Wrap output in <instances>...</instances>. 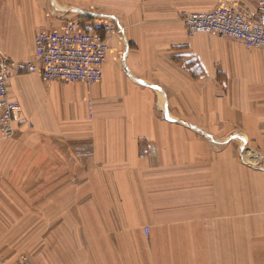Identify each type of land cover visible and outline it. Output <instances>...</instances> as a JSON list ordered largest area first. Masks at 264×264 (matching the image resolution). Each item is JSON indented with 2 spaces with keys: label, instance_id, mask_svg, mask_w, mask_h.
I'll use <instances>...</instances> for the list:
<instances>
[{
  "label": "crops",
  "instance_id": "crops-1",
  "mask_svg": "<svg viewBox=\"0 0 264 264\" xmlns=\"http://www.w3.org/2000/svg\"><path fill=\"white\" fill-rule=\"evenodd\" d=\"M223 3L258 14L257 0H0V51L14 59L33 57L38 32L75 17L124 28L110 37L103 78L90 87L45 82L38 73L10 78V98L39 123L35 158L11 159V143L0 141V197L36 199L31 264L231 261L214 247L230 245L236 230L235 221L219 218L236 213L237 146L264 177V46L188 33V13ZM62 116L76 121L59 126ZM190 180L198 190L209 181L229 188L213 195V210L201 201L191 212L179 202ZM8 181L35 182V190ZM206 213L218 220H203ZM25 216L5 228H29Z\"/></svg>",
  "mask_w": 264,
  "mask_h": 264
},
{
  "label": "built area",
  "instance_id": "built-area-1",
  "mask_svg": "<svg viewBox=\"0 0 264 264\" xmlns=\"http://www.w3.org/2000/svg\"><path fill=\"white\" fill-rule=\"evenodd\" d=\"M257 4L258 14L223 3L209 11L188 13L184 22L190 35L212 33L250 48L262 47L264 23L258 16H264V0H257ZM123 32L124 28L113 21L75 17L59 28L38 32L31 58L19 60L0 52V141L14 137L18 130L20 110L10 98L9 89L12 75L38 73L45 82H81L90 87L103 78L110 37ZM149 231L146 226V235ZM17 264L31 263L23 255Z\"/></svg>",
  "mask_w": 264,
  "mask_h": 264
},
{
  "label": "rangeland",
  "instance_id": "rangeland-1",
  "mask_svg": "<svg viewBox=\"0 0 264 264\" xmlns=\"http://www.w3.org/2000/svg\"><path fill=\"white\" fill-rule=\"evenodd\" d=\"M213 35L218 37H225L216 34ZM225 38L231 39L229 37ZM3 54L6 57H10L4 52ZM77 86L78 85H72L67 89L74 90ZM158 107L160 108V110H162V113H165V111H167V113L169 114L165 104V97H160ZM62 114L65 115V111H63ZM18 116L19 119L22 120L24 129H18L19 131L14 137L4 140V142L11 143V145L7 149V155L9 158L11 157V159L35 158L37 129L39 127L38 119L34 117H28L24 114V112L21 114V111ZM73 121L76 120L62 116L61 118L57 119V125H71ZM237 147L238 154L235 182L231 181L230 183L231 209L233 194L232 188L235 187L236 195L234 206L236 208V213L234 215L231 211V217H229L228 214H221V217L219 218L222 223L228 222L229 220H231V222L235 221L236 230L235 234H230V245L215 246L214 249L217 253L222 252L221 254H230L231 256V261L229 263L221 261V264H264V177H262L263 173H261L260 171L247 166L246 162H251L252 158L250 157L248 150L245 148V145L242 144L241 148L240 145ZM195 170L197 172V167L194 166V171ZM205 172L206 174L208 173L206 170ZM195 177V174L191 176V178ZM2 184L4 185V182ZM7 184H13L12 189L23 191L30 189L35 190V182L12 183L8 181ZM187 184L190 188L188 189V191H186V189L181 190L183 192L181 197L182 200L180 199L179 202H182V205L188 203L191 212L198 211L201 205V201H204L206 210H213V195L218 194V192L222 193V190L228 191L229 188L228 181H217L215 183L213 181H209V185L206 186V189L203 190H198L196 188L198 182L195 183L190 180ZM214 187L216 188V190ZM226 197L227 199L225 202V207L229 209L228 193L226 194ZM220 205L222 207L224 206L221 201ZM14 209H16L15 211L20 213V215L18 213L17 215H15V219H13L14 214L12 213V210ZM25 214L28 218H32L33 220V222L30 223L29 228H5L6 225H10L8 223L22 221L21 216L26 217ZM198 214L200 215V213H196V215L194 213L189 214V216L196 220ZM204 216L206 219L203 220L205 221H217L219 217L218 214L214 215L210 213H206L205 215H203V218ZM5 218H8L9 220L6 221ZM36 233L35 197H31L30 195L20 198L0 197V264H5L3 262L17 264L23 255H27L29 259L32 258V260L34 259L35 261ZM233 258L235 262H232Z\"/></svg>",
  "mask_w": 264,
  "mask_h": 264
},
{
  "label": "water",
  "instance_id": "water-1",
  "mask_svg": "<svg viewBox=\"0 0 264 264\" xmlns=\"http://www.w3.org/2000/svg\"><path fill=\"white\" fill-rule=\"evenodd\" d=\"M191 128H193V129H195V130H197V131H200V132H203L204 133V131H202L199 127H197V126H195V125H192V124H188ZM207 136H210L209 134H207V133H205Z\"/></svg>",
  "mask_w": 264,
  "mask_h": 264
}]
</instances>
